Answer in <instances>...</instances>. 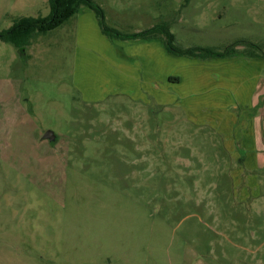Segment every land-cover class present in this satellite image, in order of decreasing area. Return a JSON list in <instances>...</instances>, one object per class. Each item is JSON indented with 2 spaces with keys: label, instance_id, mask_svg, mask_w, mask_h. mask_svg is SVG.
<instances>
[{
  "label": "rangeland",
  "instance_id": "374dc122",
  "mask_svg": "<svg viewBox=\"0 0 264 264\" xmlns=\"http://www.w3.org/2000/svg\"><path fill=\"white\" fill-rule=\"evenodd\" d=\"M92 1L125 34L151 15L180 48L264 55V0ZM49 13L0 0V32ZM75 22L24 54L0 39V264H264V171H235L218 134L170 105L180 58L157 40V99L127 97L81 58Z\"/></svg>",
  "mask_w": 264,
  "mask_h": 264
},
{
  "label": "crops",
  "instance_id": "0c3cea01",
  "mask_svg": "<svg viewBox=\"0 0 264 264\" xmlns=\"http://www.w3.org/2000/svg\"><path fill=\"white\" fill-rule=\"evenodd\" d=\"M147 17L149 29L157 26L156 17ZM73 18L79 55L96 60L99 73L109 77L110 89L121 88L127 97L137 91L145 101L148 92L157 99V39H111L103 33L96 13L86 6ZM177 58L180 62L169 58L179 76L168 84L176 87L175 93L169 92L170 105L182 109L194 124L218 134L224 151L237 164L235 171H264V55ZM103 98L96 96L97 101ZM256 236L251 231L239 233L238 238Z\"/></svg>",
  "mask_w": 264,
  "mask_h": 264
},
{
  "label": "trees",
  "instance_id": "16d2710c",
  "mask_svg": "<svg viewBox=\"0 0 264 264\" xmlns=\"http://www.w3.org/2000/svg\"><path fill=\"white\" fill-rule=\"evenodd\" d=\"M83 6L92 9L100 21L103 33L111 39L136 40V39H162L166 50L177 57H186L198 60H209L211 58H232L243 57H261L263 56L256 45L244 46L240 51L237 47L240 44L227 47L223 51H216L212 48H190L183 49L175 45L176 36L172 33L167 24L157 25L151 29L134 33L125 34L114 28H111L105 18L104 10L92 0H49L50 13L46 17H21L15 21L14 26L0 32V39L4 42L13 44L19 52H25V48L31 45L32 41L40 35L47 34L56 30L67 23L71 18L78 14ZM170 82L175 80L170 77Z\"/></svg>",
  "mask_w": 264,
  "mask_h": 264
},
{
  "label": "water",
  "instance_id": "95a60500",
  "mask_svg": "<svg viewBox=\"0 0 264 264\" xmlns=\"http://www.w3.org/2000/svg\"><path fill=\"white\" fill-rule=\"evenodd\" d=\"M43 138L48 140L51 144H55L58 141V136L52 131H48Z\"/></svg>",
  "mask_w": 264,
  "mask_h": 264
}]
</instances>
